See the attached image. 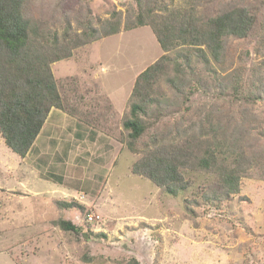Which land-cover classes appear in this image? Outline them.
I'll list each match as a JSON object with an SVG mask.
<instances>
[{"label":"rangeland","instance_id":"374dc122","mask_svg":"<svg viewBox=\"0 0 264 264\" xmlns=\"http://www.w3.org/2000/svg\"><path fill=\"white\" fill-rule=\"evenodd\" d=\"M141 2L159 13L194 8L204 20L244 7L255 22L248 35L225 37L217 60L191 46L180 73L169 62L180 90L159 79L160 104L140 113L146 130L132 151L122 123L135 80L181 47L164 50L149 24L124 26L136 0H27V16L60 39L89 24L100 33L112 11L122 23L50 64L63 107L49 110L25 156L0 133V264H264V0ZM212 128L215 170L180 167L187 187L177 194L133 170L155 137L203 130L211 141ZM228 169L238 192L206 197Z\"/></svg>","mask_w":264,"mask_h":264},{"label":"trees","instance_id":"16d2710c","mask_svg":"<svg viewBox=\"0 0 264 264\" xmlns=\"http://www.w3.org/2000/svg\"><path fill=\"white\" fill-rule=\"evenodd\" d=\"M137 9L124 26L149 24L161 47H181L174 56L162 55L154 64L143 70L135 80L131 94L129 114L122 126L128 131L127 146L136 150L135 142L146 130L140 113H146L153 105H159V95L154 94L160 78L167 76L168 88L179 91L178 82L168 76V64L173 63L175 74L180 73L179 59L189 58L191 46L208 60H217L229 35L244 37L253 28L255 16L244 7H233L211 18L202 19L194 14V8H163L162 13L136 0ZM27 0H0V133L5 144L23 157L31 149L52 107L62 108V97L58 91L50 64L71 54V47L97 39L99 36L117 32L121 26L119 12L112 11L109 18L100 20L99 29L87 25L74 40L58 38L55 32L41 28L26 14ZM71 43V44H70ZM187 47L182 49V47ZM162 94V93H161ZM211 141H204L206 131L180 133L175 137H155L141 158L134 163L133 170L144 174L173 195L187 187L180 167L196 166L215 170L216 151L210 146L218 144L217 134L211 129ZM184 134V135H183ZM222 150H220L221 152ZM222 153V152H221ZM225 159V156L222 158ZM234 163H240L236 158ZM240 169V168H237ZM221 183L210 188L206 197L222 189L225 196L237 193L239 175L236 169L221 172ZM206 200V198H205ZM73 204H71L72 206ZM58 225L77 232L79 227L69 220L61 219ZM123 264H140L129 258Z\"/></svg>","mask_w":264,"mask_h":264},{"label":"built area","instance_id":"2783aa9c","mask_svg":"<svg viewBox=\"0 0 264 264\" xmlns=\"http://www.w3.org/2000/svg\"><path fill=\"white\" fill-rule=\"evenodd\" d=\"M98 217H99V216H96L95 214H92V213L87 214V220H88V221H91V222L96 221V219H97Z\"/></svg>","mask_w":264,"mask_h":264}]
</instances>
